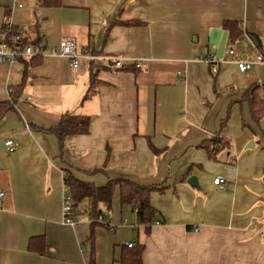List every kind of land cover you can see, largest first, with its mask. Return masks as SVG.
I'll use <instances>...</instances> for the list:
<instances>
[{"label": "crops", "instance_id": "0c3cea01", "mask_svg": "<svg viewBox=\"0 0 264 264\" xmlns=\"http://www.w3.org/2000/svg\"><path fill=\"white\" fill-rule=\"evenodd\" d=\"M7 13L13 29L46 48L0 63V103L18 89L0 118V264H124L121 253L133 240L144 246L142 264H264V116L256 124L240 100L251 85L264 96V65L246 73L236 66L264 54V0H0V31ZM224 20L241 23L236 41ZM212 29L226 31L224 47L235 50L217 73L197 59L211 49ZM64 38L101 56L94 63L104 84L84 102L89 60L80 58L74 70L47 54ZM112 55L140 65L100 69ZM66 111L91 118L89 132L67 136L62 150L54 134L29 128L54 125ZM214 134L230 145L210 159L198 145ZM7 139L18 144L10 153ZM64 167L95 186L119 177L164 182L163 192L150 194L157 222L149 233L136 226L116 188L100 224L87 198L75 224L64 223ZM187 173L197 188L181 180ZM218 176L225 184H214Z\"/></svg>", "mask_w": 264, "mask_h": 264}, {"label": "trees", "instance_id": "16d2710c", "mask_svg": "<svg viewBox=\"0 0 264 264\" xmlns=\"http://www.w3.org/2000/svg\"><path fill=\"white\" fill-rule=\"evenodd\" d=\"M39 4L44 6H53L59 5L60 0H38ZM7 13L6 21L9 20ZM118 21V20H117ZM121 22V21H120ZM126 25H135L140 24L139 21H129L121 22ZM222 27L228 31L229 38L232 42L236 41L239 36L243 33L241 28V23L236 20H224L222 22ZM27 40V38H26ZM41 38L29 40L30 44L36 46ZM91 53L97 55L94 51L91 50ZM24 59V58H21ZM95 59H89V86L82 97V101L92 98L98 93L99 87L104 84V81H101L97 78V66H95ZM111 63H107L106 66L101 67L108 68L111 67ZM133 69L137 67L135 64H132ZM130 65H121L115 66V70L128 71L131 69ZM217 73V72H216ZM10 100L7 102L0 103V118L3 116L4 112L11 109L15 100L18 97V89H9ZM241 101L247 102L251 119L258 124L259 121L264 116V98L261 96L260 88L258 85H251L247 92L240 99ZM90 116L85 115L79 112H63L58 120V122L49 127H42L37 125H30L29 128L37 130L43 133L54 134L58 141L60 149L62 150L64 139L69 135H78V134H87L89 132ZM225 119L221 121V126L224 125ZM244 125V121L242 122ZM230 145V139L224 137L220 134H214L209 139L203 141L198 147L203 148L210 159H215L217 153L228 147ZM104 169L94 170L90 173H96L98 171H103ZM63 183L65 188V193L71 199V209L74 216L79 213L77 206L84 200H91V209L90 217L94 222H98L100 218L105 217L104 213L107 214L111 210L112 196L114 190L118 188L119 191V200L122 207L128 206L135 213V225L144 226L145 231L149 233L150 225L153 222H157L159 218V212L155 209L150 203V194L152 192H163L166 189L165 183L161 184H142L136 181H133L129 178H108L105 185L95 186L93 183L85 182L77 179L73 176L72 172L68 167L63 168ZM189 177L187 173L184 175L183 179L186 180ZM180 180V181H181ZM104 209V211H103ZM99 223V222H98ZM94 224V223H93ZM100 224V223H99ZM135 229V228H134ZM93 234L91 232L90 237ZM37 237H32L29 241V248H32V240ZM40 238V237H38ZM42 239V238H41ZM132 246L128 247L125 245L124 250L121 253L120 261L124 264H142V251L143 245L139 244L137 240H133Z\"/></svg>", "mask_w": 264, "mask_h": 264}, {"label": "built area", "instance_id": "2783aa9c", "mask_svg": "<svg viewBox=\"0 0 264 264\" xmlns=\"http://www.w3.org/2000/svg\"><path fill=\"white\" fill-rule=\"evenodd\" d=\"M27 34L23 29H13L11 24L7 21L1 31H0V63H12L21 58H28L35 54V52L42 53L43 49L46 48V44L43 41H39L36 46L30 44ZM235 50L230 47H224V50L220 57L217 56L215 51L206 49L200 53L197 57L199 61H203L210 66V69L213 73L218 71L219 65L225 62L232 61V56L234 55ZM47 54L66 58L69 61V64L72 69L77 70L79 66L80 58L96 59L101 56L94 55L91 53L90 49L78 50L77 46L71 39H61L56 45H51L47 49ZM104 59L108 63L113 64L114 66H121L122 58L119 56H104ZM135 66L140 65V60L134 61ZM257 65H264V54L258 53L254 59L236 61V66L238 70L242 73H246L251 70L252 67ZM264 98V96H263ZM28 128V127H27ZM4 146L7 152L14 151L18 144L14 139H7L4 142ZM214 184L223 185L225 180L223 177L218 176L213 180ZM71 199L65 193L62 201V217L63 222L69 225L75 224V216L72 213L71 209ZM128 247L132 246V243L127 244Z\"/></svg>", "mask_w": 264, "mask_h": 264}, {"label": "water", "instance_id": "95a60500", "mask_svg": "<svg viewBox=\"0 0 264 264\" xmlns=\"http://www.w3.org/2000/svg\"><path fill=\"white\" fill-rule=\"evenodd\" d=\"M225 39H226V31H222L220 29H212L209 34L208 42H209V47L211 48L210 50L215 51L218 57L221 56L224 50ZM251 39L254 45H256V42L253 36H251ZM247 147H253V143L250 141ZM187 183L191 185L192 187L197 188L199 186L197 182V178L193 175L188 177Z\"/></svg>", "mask_w": 264, "mask_h": 264}, {"label": "rangeland", "instance_id": "374dc122", "mask_svg": "<svg viewBox=\"0 0 264 264\" xmlns=\"http://www.w3.org/2000/svg\"><path fill=\"white\" fill-rule=\"evenodd\" d=\"M251 59H252V58H251ZM130 231H131L132 234L135 233V230H130ZM134 235H136V234H134ZM134 235H131V237L134 238V237H135Z\"/></svg>", "mask_w": 264, "mask_h": 264}]
</instances>
